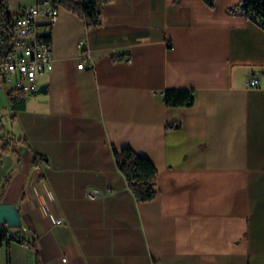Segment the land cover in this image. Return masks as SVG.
<instances>
[{
    "label": "crops",
    "instance_id": "crops-1",
    "mask_svg": "<svg viewBox=\"0 0 264 264\" xmlns=\"http://www.w3.org/2000/svg\"><path fill=\"white\" fill-rule=\"evenodd\" d=\"M241 1L109 0L97 26L60 5L45 91L19 109L5 96L0 202L33 243L3 242L0 264H264V28L228 11ZM167 88L194 103L168 105ZM125 146L156 165L153 200L118 168Z\"/></svg>",
    "mask_w": 264,
    "mask_h": 264
},
{
    "label": "built area",
    "instance_id": "built-area-1",
    "mask_svg": "<svg viewBox=\"0 0 264 264\" xmlns=\"http://www.w3.org/2000/svg\"><path fill=\"white\" fill-rule=\"evenodd\" d=\"M60 7L57 0H32L23 3L16 13L0 9V102L1 94L11 101V97L18 93L27 95L38 92L41 87L39 76L53 70L55 56L51 37L53 26L59 18ZM78 46L85 49V41L79 40ZM94 65L89 51L85 50L78 68ZM258 82V78H253L248 81V85L256 86ZM1 141L0 137V147ZM100 194L98 189L88 191L91 198ZM47 195L52 196L50 191H47ZM54 221L60 223L62 219L55 218ZM5 234L3 242L16 235L10 241L29 246L33 243L26 234H16L9 227H6Z\"/></svg>",
    "mask_w": 264,
    "mask_h": 264
},
{
    "label": "trees",
    "instance_id": "trees-1",
    "mask_svg": "<svg viewBox=\"0 0 264 264\" xmlns=\"http://www.w3.org/2000/svg\"><path fill=\"white\" fill-rule=\"evenodd\" d=\"M65 7L83 17L88 26H97L101 23V9L106 0H57ZM209 6L215 5V0H203ZM0 9H9V0H0ZM230 13L244 14L249 20L264 28V4L262 0H243L228 9ZM26 94L18 93L11 97L12 107L19 109L24 107ZM164 99L170 106H190L194 103L195 92L188 88H167L164 91ZM114 155L118 168L123 173L135 198L139 201L153 200L157 196L156 179L157 167L146 156L138 153L130 146L121 149L114 148ZM47 157L39 152L35 153L33 166H39L47 161ZM4 193V185L0 187V198ZM6 225H0V247L6 238ZM11 238H16L13 235ZM11 238H7L10 241ZM38 264H40L38 260Z\"/></svg>",
    "mask_w": 264,
    "mask_h": 264
},
{
    "label": "rangeland",
    "instance_id": "rangeland-1",
    "mask_svg": "<svg viewBox=\"0 0 264 264\" xmlns=\"http://www.w3.org/2000/svg\"><path fill=\"white\" fill-rule=\"evenodd\" d=\"M19 1L23 0H9L10 9L15 10L16 5ZM2 100L0 102V137L2 139L7 138L11 132H14L16 129V122L13 116L14 111L11 108L9 100L5 95L1 94Z\"/></svg>",
    "mask_w": 264,
    "mask_h": 264
},
{
    "label": "water",
    "instance_id": "water-1",
    "mask_svg": "<svg viewBox=\"0 0 264 264\" xmlns=\"http://www.w3.org/2000/svg\"><path fill=\"white\" fill-rule=\"evenodd\" d=\"M264 4V0H262ZM45 91V86H41L38 92ZM21 224V218L18 208L15 204L9 202H0V225H8L10 227Z\"/></svg>",
    "mask_w": 264,
    "mask_h": 264
}]
</instances>
